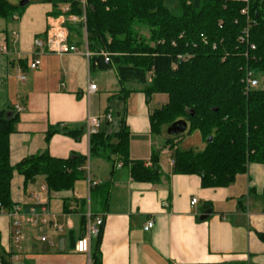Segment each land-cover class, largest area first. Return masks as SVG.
<instances>
[{
	"label": "crops",
	"instance_id": "crops-1",
	"mask_svg": "<svg viewBox=\"0 0 264 264\" xmlns=\"http://www.w3.org/2000/svg\"><path fill=\"white\" fill-rule=\"evenodd\" d=\"M29 2L15 27L0 33V41L8 46L7 53H0V109L16 117L9 138L11 164L42 152L58 158L88 156V119L101 115L96 100L100 92L110 93L123 111L130 129V158L148 161L155 150L150 113L167 101L166 95L154 94L149 103L141 91L122 97L116 69H92L86 41L78 46L74 34L70 42L78 52L56 55L46 45L38 47L36 40L45 41L51 17L60 14L66 2ZM34 53L41 59L36 69L30 67ZM91 83L97 90H90ZM153 102L159 107L152 109ZM61 124L82 133L72 137L57 131L46 139L48 128ZM96 160L97 176L88 171L72 190L62 192L44 190L43 176L26 185L24 176L14 173L13 201L37 204L35 195H40L47 200L49 223L32 226L21 212L16 225L15 217L0 211V264L4 259L9 264H89L88 255L77 253L74 243L82 234L79 201L89 204L91 181L110 187L107 209L95 214L103 218L102 264H264V241L259 237L264 233V163H249L226 187H204L199 175L173 173L172 160L168 167L160 163L159 183L137 182L123 168ZM194 197L198 202L192 205ZM150 218L155 225L146 231ZM95 240L92 237L91 248Z\"/></svg>",
	"mask_w": 264,
	"mask_h": 264
},
{
	"label": "trees",
	"instance_id": "trees-1",
	"mask_svg": "<svg viewBox=\"0 0 264 264\" xmlns=\"http://www.w3.org/2000/svg\"><path fill=\"white\" fill-rule=\"evenodd\" d=\"M177 1L178 9L172 10L166 0H86V22L70 30V40L74 34L78 46L86 41L92 69H116L122 97L141 91L149 103L154 94L166 95L167 101L150 113L152 134L160 135L164 126L179 119L187 121L186 131L200 132L205 148H176L171 154L173 173L199 175L204 187H226L247 171L249 163H264V88H247L246 84L248 71L264 80V0ZM18 7L0 0V18H14ZM246 8L247 13L243 12ZM72 12L83 16L78 2L72 3ZM246 30L249 42L242 41ZM179 55L185 58L180 60ZM8 112L0 109L1 212L38 208L13 201L11 184L16 171L26 185L36 184L43 176L48 192L72 190L87 175L92 159H102L112 169L121 163L137 182L162 180L158 151L153 150L148 161L130 158V129L122 114L117 130L112 129V121L105 120L98 133L90 136L88 156L58 158L42 152L12 165L9 138L16 117ZM57 131L72 137L82 133L78 128L53 125L46 139ZM182 134L168 136L174 141ZM170 141L164 145L172 149L176 144L169 145ZM109 197L108 183H91L89 204L79 201L83 212L80 237L86 233L88 207L94 215L105 211ZM102 231L103 225L91 248V264H102ZM259 237L264 241V233ZM2 262L9 264L5 259Z\"/></svg>",
	"mask_w": 264,
	"mask_h": 264
},
{
	"label": "built area",
	"instance_id": "built-area-1",
	"mask_svg": "<svg viewBox=\"0 0 264 264\" xmlns=\"http://www.w3.org/2000/svg\"><path fill=\"white\" fill-rule=\"evenodd\" d=\"M246 3H248V0H242ZM78 2L81 5V9L83 10V16H86V0H68L64 6L61 9L60 14L57 16H52L50 23H49V29L47 30V36L45 41L36 40V45L40 48H42L44 45L47 46V49L49 53L56 54V55H64L68 53H75L79 51V48L74 43L70 42V29L68 26V23H77L83 21V19H80L78 15L72 12V3ZM243 12L247 13V8L243 10ZM202 40L206 42V36L201 35ZM242 41L249 42V33L248 30L245 32V37L242 39ZM251 49H255V45H250ZM8 52V46L5 42L0 41V53H7ZM35 56L32 57V61L30 63V67L32 69H36L41 64V59L38 57L36 53H34ZM86 54L89 56L90 52L87 50ZM104 56L106 58V61H109V55L104 53ZM178 58L180 60L184 59V56L179 55ZM176 65V64H175ZM20 79L24 81L26 79V75L22 74L20 75ZM246 84L247 88L250 87H257L259 84V80L255 78L252 74V71H248L246 75ZM90 90H97V85L95 83H91ZM105 120L111 121L112 120V114L108 113L104 115ZM102 122L100 117L92 116L88 119V135L91 136L92 134L98 133L100 127L102 126ZM121 163L119 164V166ZM92 184H97L95 181L91 182ZM44 190L47 191V188L44 187ZM37 206L41 205V209H38L36 206L31 207V209L28 212H25L27 215L28 223H30L32 226H38L40 224H46L49 223L48 219V209H47V200L44 198H41L40 195H35ZM198 202V199L196 197L192 198L191 204L195 205ZM0 208L2 206L0 205ZM21 207H16L13 212H10L9 214L12 217H15V224L18 225L19 221L17 220L16 216L21 213ZM87 217V225H86V233L80 237L76 243L74 250L77 253L87 254L89 257V264H91V241L92 237H96L99 234L100 227L103 225V218L101 216L94 215L90 208H88L87 213H85ZM155 225V221L153 218H150L144 225V230L148 231L151 230ZM56 228L61 229L60 226L57 224L55 225ZM42 240H46V237L43 236Z\"/></svg>",
	"mask_w": 264,
	"mask_h": 264
},
{
	"label": "rangeland",
	"instance_id": "rangeland-1",
	"mask_svg": "<svg viewBox=\"0 0 264 264\" xmlns=\"http://www.w3.org/2000/svg\"><path fill=\"white\" fill-rule=\"evenodd\" d=\"M18 3H21L22 1H28V0H17ZM29 5H38L40 4L43 0H29ZM168 2L169 7L172 10H177L178 9V1L177 0H166ZM27 5L24 6H20L16 9L15 11V15L14 18L12 19H4V18H0V33L2 35H5V29L6 30H11V28L15 27V24L18 22L19 18H21L24 14V9L26 8ZM81 22H86V16L82 17L79 16ZM79 22H77L78 24ZM69 29L71 31L74 32V26H76L75 23H68ZM9 32V31H8ZM146 35H148V32H145ZM84 38H85V34H84ZM85 41V39H84ZM107 55H110L109 53L106 52ZM259 80V84H258V88H264V80L262 78L258 79ZM115 92V91H114ZM112 93V92H111ZM100 97H96V100L99 101V111L101 112V115H97V117H100L101 122L104 123L105 122V118H104V113L110 109V111L112 112V124L111 127L113 128V130H117L119 128V122H120V118H121V114L120 109L119 108V103L113 99V96H110V93L108 92H100L98 94ZM123 101V103H125V100H121ZM155 107H159L158 104H156L155 102L151 103V108H155ZM0 108H1V103H0ZM8 110L9 107L7 108ZM110 112V113H111ZM168 128V127H167ZM167 128L166 126L163 127V132L160 135H154L152 134L150 137L152 138V141L154 143L155 146V150L159 152L160 154V163L163 164L165 167L169 166L170 160H171V154L174 152V150L176 148L182 149V150H187V149H194V150H202L205 148V141L202 138L200 132L198 131H194V132H189V131H185L184 134H182V136L178 139H175L173 141V139H170L167 133ZM188 129V128H187ZM170 141L169 145H171V143H173L175 146L174 148H170L169 146H165L164 143L165 141ZM163 142V145L160 144V142ZM97 162L96 159H92L89 162L88 165V170L92 171L96 176L97 174L95 173V169H94V165ZM117 167L121 168V165L119 166V164L117 165ZM78 182V181H77ZM76 182V183H77ZM75 183V184H76Z\"/></svg>",
	"mask_w": 264,
	"mask_h": 264
},
{
	"label": "water",
	"instance_id": "water-1",
	"mask_svg": "<svg viewBox=\"0 0 264 264\" xmlns=\"http://www.w3.org/2000/svg\"><path fill=\"white\" fill-rule=\"evenodd\" d=\"M28 3V1H22L20 3L21 6H24ZM188 128V123L186 120L184 119H179L177 121H175L174 123H172L168 128H167V133L170 135H180L182 133H184Z\"/></svg>",
	"mask_w": 264,
	"mask_h": 264
}]
</instances>
